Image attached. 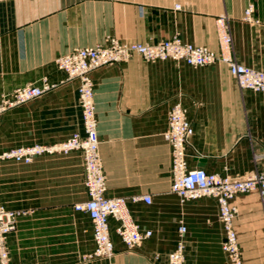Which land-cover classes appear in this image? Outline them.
Segmentation results:
<instances>
[{"label": "crops", "instance_id": "obj_1", "mask_svg": "<svg viewBox=\"0 0 264 264\" xmlns=\"http://www.w3.org/2000/svg\"><path fill=\"white\" fill-rule=\"evenodd\" d=\"M176 5L181 10H176ZM254 7L258 23L244 21ZM228 18L238 62L264 72V0H7L0 3V97L44 80L56 87L0 116V155L18 147L52 145L85 135L77 80L67 81L56 60L108 38L156 44L175 35L220 50L217 20ZM100 154L107 197L150 196L129 202L151 238L129 251L110 220L115 255L85 260L94 250L81 152L36 158L31 164L0 161V201L27 212L8 237L15 264H167L185 235L186 264H228L217 200L182 204L171 191L172 150L165 140L171 108L187 109L194 135L190 169L232 179L264 171V93L243 91L228 67L193 68L141 57L93 72ZM234 221L243 264H264V209L258 193L239 195Z\"/></svg>", "mask_w": 264, "mask_h": 264}, {"label": "built area", "instance_id": "obj_2", "mask_svg": "<svg viewBox=\"0 0 264 264\" xmlns=\"http://www.w3.org/2000/svg\"><path fill=\"white\" fill-rule=\"evenodd\" d=\"M7 0H0V3ZM176 10H181L176 5ZM248 23H258L254 18V7H249L244 16ZM220 50L218 53L205 46H196L183 41L179 35L156 44L123 43L108 38L95 48H77L56 60L58 69L67 76V81L79 82V104L83 113L85 135L73 134L63 142L52 145H33L13 148L0 155V161L31 164L36 158L52 155H68L81 152L85 164V187L88 199L75 206V211L88 215L93 227L94 250L85 260H109L115 255L111 238L110 220L116 223L115 232L127 250L133 251L152 237V231H143L134 220L129 202L143 201L152 204L150 196L107 197V182L100 154L98 120L96 116L95 91L92 74L96 70L127 62L134 56L149 63L173 61L193 68H204L221 63L243 91L264 93V72L246 66L232 53V35L228 18L217 20ZM56 86L47 80L41 86H27L0 97V116L4 113L37 100ZM187 109L181 103L175 104L168 115V129L164 135L172 150V186L182 204L205 198L217 200L219 218L223 226L222 250L228 264H243L238 235L234 221L239 213L234 200L239 195L258 193L264 209V171L256 172L243 179H232L211 174L203 169H190L187 160V145L194 135V128L188 119ZM27 212L8 210L0 201V264H15L11 260L8 237L16 229V220ZM187 227H179V239L175 249L168 254L167 264H186L185 235Z\"/></svg>", "mask_w": 264, "mask_h": 264}]
</instances>
